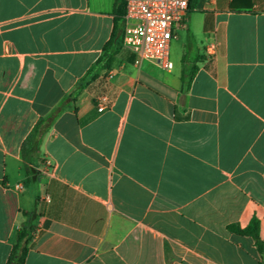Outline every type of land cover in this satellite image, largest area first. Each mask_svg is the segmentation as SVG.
Listing matches in <instances>:
<instances>
[{
    "label": "crops",
    "instance_id": "obj_1",
    "mask_svg": "<svg viewBox=\"0 0 264 264\" xmlns=\"http://www.w3.org/2000/svg\"><path fill=\"white\" fill-rule=\"evenodd\" d=\"M114 1L0 0V264L25 224L23 264H259L226 227L264 240V0H196L170 70L121 43L96 72Z\"/></svg>",
    "mask_w": 264,
    "mask_h": 264
},
{
    "label": "built area",
    "instance_id": "obj_2",
    "mask_svg": "<svg viewBox=\"0 0 264 264\" xmlns=\"http://www.w3.org/2000/svg\"><path fill=\"white\" fill-rule=\"evenodd\" d=\"M189 0H125L122 46L131 50L134 63L142 61L170 70V43L176 28L185 26ZM213 53L214 46L207 47ZM106 99L95 103L98 112L107 108Z\"/></svg>",
    "mask_w": 264,
    "mask_h": 264
},
{
    "label": "trees",
    "instance_id": "obj_3",
    "mask_svg": "<svg viewBox=\"0 0 264 264\" xmlns=\"http://www.w3.org/2000/svg\"><path fill=\"white\" fill-rule=\"evenodd\" d=\"M196 0H189L188 9ZM114 26L110 38L103 46V52L98 57V59L93 64L96 72L106 66H108L116 52L121 47L122 43V26H123V16L125 13V0H115L114 1ZM186 55L181 58V63L183 64L182 69V80L188 84L192 76L191 72H186ZM195 69V68H194ZM96 72L89 69L86 76L83 77L77 83L75 89L67 94L60 102V104L47 116L40 118L36 124L33 126L31 132L28 134L24 142L22 143L21 149L25 153L36 154L39 149V144L41 142L43 134L47 131L50 124L54 118L68 105L69 102L74 101V94L79 92L84 85H86L90 80L96 77ZM258 220L256 217H252L248 225L244 228H240L237 224L227 225V230L230 233L237 235L250 236L254 240L255 248L261 257L259 264H264V240L259 237L258 233ZM31 227L29 225H23L17 234V239L13 244L11 252L8 258V264H23L25 254L27 251V245L31 238Z\"/></svg>",
    "mask_w": 264,
    "mask_h": 264
},
{
    "label": "rangeland",
    "instance_id": "obj_4",
    "mask_svg": "<svg viewBox=\"0 0 264 264\" xmlns=\"http://www.w3.org/2000/svg\"><path fill=\"white\" fill-rule=\"evenodd\" d=\"M175 52H177V49L175 50ZM172 55H173V52H172Z\"/></svg>",
    "mask_w": 264,
    "mask_h": 264
}]
</instances>
